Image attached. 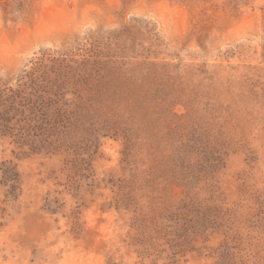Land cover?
<instances>
[{"label":"rangeland","instance_id":"1","mask_svg":"<svg viewBox=\"0 0 264 264\" xmlns=\"http://www.w3.org/2000/svg\"><path fill=\"white\" fill-rule=\"evenodd\" d=\"M0 82V264H264V0H0Z\"/></svg>","mask_w":264,"mask_h":264},{"label":"trees","instance_id":"2","mask_svg":"<svg viewBox=\"0 0 264 264\" xmlns=\"http://www.w3.org/2000/svg\"><path fill=\"white\" fill-rule=\"evenodd\" d=\"M32 82L36 83L34 80ZM31 88L33 90L28 91ZM34 89L27 83L14 87L0 82V135L14 137L16 143L21 146L28 145L31 151L39 152L50 147H44L41 140H38L39 134L35 132L39 124H33L32 121L36 118L25 111L37 108ZM1 165V183L10 187L8 193L12 195L21 182L20 172L11 161H3Z\"/></svg>","mask_w":264,"mask_h":264}]
</instances>
